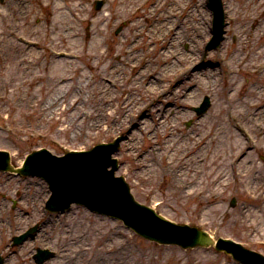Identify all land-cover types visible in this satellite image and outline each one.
<instances>
[{
	"label": "rangeland",
	"instance_id": "rangeland-1",
	"mask_svg": "<svg viewBox=\"0 0 264 264\" xmlns=\"http://www.w3.org/2000/svg\"><path fill=\"white\" fill-rule=\"evenodd\" d=\"M80 1L87 16L106 15L107 20L100 26L107 36L104 44L109 56L101 60V65L112 63L113 67L118 68L117 71H103V65L91 70L84 57L57 58L50 51L51 48L68 46L75 49L78 45L76 43L81 42L75 39L59 41L55 39L56 31L45 30L55 12V6L63 4L66 12V6L72 3L71 0H0V146L9 150L12 163H20L30 150L43 146L60 154L69 149H87L121 135L123 140L115 154L118 161L115 174L124 177L137 201L155 208L177 223L198 225L215 237L232 238L245 247L264 254V98H251V102H261L255 107L241 101L242 97L250 98L244 94L247 89L258 91L260 96L264 95V67L252 65L251 68L246 67V70L240 69L242 62L250 64L251 61L245 60L252 59L257 51L263 49L264 28L260 25L264 19L263 5L246 9L242 7L246 0H223L232 3L230 8L225 6L237 21L226 25L220 46L207 51L205 44L211 36L207 1L169 0V4L164 5L162 10L169 12L170 17L164 22L162 34L151 40L149 47L154 48L153 55L172 52L174 56L165 63L160 61L157 64L158 71L151 75L150 83L148 80L145 83V87L149 86L147 92L139 87L138 90L132 88L128 92L134 101L128 103L126 110L121 105V99L116 97L110 105L105 106L103 113L98 111L95 104L97 101H93L97 99L96 94L106 89L109 97L121 95V89H126L125 82L134 74L133 62L129 61L127 64L122 60L123 57L118 58L114 54L118 40L132 38L134 27L128 28V22L123 18L110 19V11L117 10L116 3L110 0H102L100 9L94 8V0ZM156 1L148 0L145 9L152 10ZM186 1L190 2L184 9L182 4ZM197 7L203 13L196 19L194 11ZM177 9L180 12L182 10V13L177 12ZM148 23L153 24L151 18ZM79 27L81 37H85L90 25L84 22ZM232 27L234 30L236 28L239 37H232ZM173 28L176 30L175 35L171 31ZM149 30L152 31L153 27L150 26ZM26 37L37 39L39 44H27L23 41ZM126 45L127 43L124 44ZM149 59L155 60V56L150 55ZM96 60L93 57L92 62ZM228 60L233 62L232 69L225 65ZM58 64L64 68H59ZM187 69L188 74H184ZM96 72L98 73L95 74ZM180 74V79L173 82L174 76ZM10 75L13 76L12 81L8 78ZM35 75L40 77L31 81ZM65 75L73 79L68 85L67 81L62 80L57 84L53 82V78L59 79ZM104 75H108L112 81L100 79ZM231 81L233 87H230ZM80 82L84 84L82 91L79 89ZM231 88H235L234 109H239L246 120L261 122L260 126L254 127L256 130L263 128L259 132L261 135L258 136L257 146H249L245 152L237 149L240 155L231 150L235 160L233 166L230 164L231 160L224 159L230 154L229 150L222 147V155L218 154V165L212 167L223 174L219 181H224L227 185L220 186L221 193L218 199L215 198V202L208 204L202 194L196 196L195 192L190 194V199L182 198L181 193H174L173 188L169 191L168 182L174 179L168 173L169 169L165 168L166 162L161 159L162 155L153 148L151 152L140 151L138 159H134L137 151L134 150L146 149L147 144H171L176 148L168 152L174 151L177 157L182 156L181 162L188 158L192 175L195 172L193 169L199 165L195 164V155L208 154L209 151L204 150V144L191 146L194 143L189 134L202 130V123L206 120L208 111L214 110L213 106L220 93L223 90L224 93L229 92ZM58 93L65 94V97L57 98ZM76 95L79 100L72 109L63 115L60 109L56 110L63 99L72 102ZM203 95L210 97L211 105L198 119L193 116L190 106L196 104ZM222 102L224 108V99ZM134 108L136 110L132 114ZM188 120L192 123L186 126ZM248 126L253 129L250 124ZM231 131L233 133L234 129ZM223 137L224 135H219L218 142H223ZM237 139L246 142L244 137L238 136ZM184 147L189 150L186 152ZM137 160L144 165L142 170L136 168ZM156 167L159 168V174L150 176L149 173ZM202 167L209 172L207 167ZM236 168L247 174V185L239 184L234 175ZM180 170L182 171L181 168ZM175 172L180 174L179 170ZM198 174L196 181L189 183V189L206 187L211 190L217 185L213 182L212 174ZM152 178H155L154 182H151ZM209 190L206 191L207 201ZM47 195L46 183L36 177H19L7 172H3V177L1 175L0 252L5 258L4 264H36L32 254L37 247L46 246L54 250L55 255L43 264H73V261L78 264H110L115 259L110 245L116 241L128 246L132 258H139L148 264H153L154 258H159L161 264H174L173 259L177 257H182L184 264H192V257H197V264H202L207 259L213 264L212 257L215 264H243L211 247L182 249L176 245L147 240L120 221L93 214L82 206L73 205L70 209L50 213L44 209ZM16 198L19 203L13 204L11 200ZM232 198L236 200L235 204H231ZM204 206L208 209V214H204ZM36 223L40 225L35 236L29 237L21 245L11 246L13 235ZM95 225L98 229L92 234L97 233L101 237L98 247L102 252L99 254L94 248L91 232H86ZM105 233L111 235H104ZM63 235L65 239L60 240L59 236ZM74 237L79 241L71 240Z\"/></svg>",
	"mask_w": 264,
	"mask_h": 264
},
{
	"label": "bare ground",
	"instance_id": "bare-ground-1",
	"mask_svg": "<svg viewBox=\"0 0 264 264\" xmlns=\"http://www.w3.org/2000/svg\"><path fill=\"white\" fill-rule=\"evenodd\" d=\"M114 3H116L117 6V10L115 12H111L109 13V17L111 18H124V19H130V24L127 26L128 28L132 29L133 28V36L132 38L128 37V39H123L121 42H125L127 43L126 46H124V44H120V43H115L116 45V57H123L122 60L126 61V63L128 64L129 61L133 62L134 65V74L132 73V75L130 76L129 80L125 82V86L126 89L122 88L121 92H123L121 95L119 96H113V97H109V95L107 94L106 89L102 92L100 91L98 93L97 99L93 100V101H97L95 104H97V109L100 112H105L104 108L106 105H110V103L112 102L113 98L119 97V99H121V105L123 107H125V110L127 108V105L130 101H134V98L131 97V95L129 94L130 91L133 89L138 90V87L141 88L142 90H144L145 92H147L149 90V86L145 87V83H150V79H151V75L158 71V67L157 64L161 61V62H167L168 58H172L174 56L173 53H167V54H163L161 52L156 53V55H153L152 51H154L153 48L149 47V44L151 42V40H155L157 35L162 34L163 32V28L165 27L164 22L167 21V19L170 17V13L163 11L162 7L164 5H166L169 0H157L154 5H153V9H145V4L148 0H110ZM191 1V0H190ZM189 1V2H190ZM71 4H68L66 6L67 11L65 12L63 10V4H57L55 6V12L52 14V16L50 17V22L45 26L46 27V31L48 32H53L56 31V40H63V39H75L78 41H81L76 47H74L75 49H73V46H68L67 48H60L59 50H57V52L55 54H58L57 58H63L66 59L65 57H69V55H73L72 57H79V58H83L88 60L87 62V67L91 70H96L98 69L101 65V60L105 59L106 57L109 56V52L108 49L105 48V44L107 41V36L103 30V28L100 26L102 22H104L106 19V15L103 14H99L97 16H87L86 15V10H84L82 6V2L80 0H71ZM169 4V3H168ZM184 9H186V7H188L187 2H185L184 4H182ZM263 5L262 0H259V2H254L251 0H246L243 3L244 8H252V7H261ZM142 7L141 10H139ZM140 11V14H137V12ZM196 11H194V13H196ZM198 16V14H196ZM152 19L153 24H155L153 26V24L148 25L149 23V19ZM62 19V20H61ZM86 22L88 25H90V27L86 30L85 32V37H81V30L79 25L81 23ZM129 22V21H128ZM132 24V26H131ZM158 24V25H157ZM260 25H263L264 28V22H262ZM153 27L154 30H152V32H150L149 27ZM107 31V30H106ZM89 37V38H88ZM250 39V38H249ZM249 39L247 41H249ZM129 40V41H128ZM35 43H39V41L37 39H35ZM80 44V45H79ZM89 44V45H87ZM54 45V43H52V46ZM114 45V46H115ZM36 46V45H35ZM251 48H254V45H251ZM137 53V54H136ZM151 56H155V60L149 59ZM264 55V48L257 51V53L253 56L252 59L249 58L248 60H245V62L247 61H251L250 64H243L242 62V67L246 68V67H250L252 66V63L257 62L261 56ZM86 56V57H85ZM248 56V54L246 55ZM93 57H96L97 60L95 62L93 61ZM233 58V57H232ZM233 63V62H231ZM119 64V63H118ZM189 65V64H188ZM59 68H64L63 65L58 64ZM233 67V65H232ZM103 71L107 70V71H112L115 72L118 70V68L116 66H112V63H105L103 65ZM188 68V67H187ZM201 72V71H200ZM98 72H96L95 74H97ZM183 74V73H182ZM177 75L174 76L173 78V82H176V80H179L181 75ZM184 74H188V69L187 71H184ZM183 74V75H184ZM67 76V77H66ZM37 77H40L38 75H35L33 77V79L31 81H34ZM102 77H109L108 75H104ZM102 77L100 76V79H102ZM188 77V76H186ZM11 81L13 76H9L8 77ZM8 79V80H9ZM231 79H233V77H231ZM8 80H5V82H8ZM52 80V79H51ZM53 82L54 83H59L58 81L61 82V80L67 81L66 85H68V83L70 81H72L73 79H71V77H69L68 75L65 76H61L59 79L53 78ZM134 82V83H133ZM136 82V83H135ZM9 83V82H8ZM75 83V82H74ZM114 83V82H113ZM233 82L231 81V86L233 87ZM65 84V83H64ZM65 85V86H66ZM79 89L80 91L83 90L84 84L82 82L79 83ZM43 89V88H42ZM69 89V88H68ZM67 88H66V92H67ZM225 90H223L220 95L219 98L217 99V101L215 102L213 109L214 110H210L206 120L202 123L203 128L201 130V133L199 135H197L196 138L192 139V142L194 144H191V146L194 145H203V148L205 151H209L208 154H203V155H199L196 156L195 155V160L196 163L199 165L196 167L195 172L191 175L190 174V167L188 166V158H185L187 161H183L181 162V160L183 159V157H177V155L175 154L174 151L169 152L167 155V162L165 163V168L169 169L168 173L172 175V178L174 180L169 181L168 182V188L169 191H172V188L174 189V193H181L182 198H189L190 199V194L191 191L189 192V183L191 181H196V177H199L198 172H204L205 176H209L212 174L213 175V182H215L217 185L215 187H213L211 190H209V188L206 187H202V188H198V187H194L193 190L196 193V196L202 194L205 198V202L208 204H212L213 202H215V198L218 199L219 197V188L220 185L223 183H225L224 181H219L220 178L223 176V174H221L220 171L215 170V168H213V165H218V159H219V155H222V147H227V149L229 150L230 154L228 156H225L224 159H227V161H234L233 158V154L231 153V150L234 153H238L237 149H239V152H245V149L248 148V146L250 145L249 141L246 142H240L237 138L238 136L244 137V132L247 131V133L249 132V136L251 138H254L253 134H256L254 132V130L256 131V129L254 127L258 126L257 124V120L252 119V120H246L243 118L242 114H237L236 112H240V110H234V104L236 103V99H235V88H231V90L228 93H224ZM129 92V93H128ZM136 92V91H134ZM57 96V98H63V96L65 97V94H60ZM246 95L250 96L249 99H246L244 97L241 98V101L246 103V104H254V102H251V98L253 97H259V93L256 92L254 93L253 91H250L249 89H247L245 91ZM243 94V95H244ZM77 97L75 99L72 100V102H66V99H63L60 103H58V108H56V110L60 109L61 110V114H65L67 110L72 109V107L76 104V102L79 100L78 95H76ZM247 97V96H246ZM264 98V95H263ZM139 99H142V96H139ZM222 99H224L225 104L227 105V107H232L233 105V113L234 117H227V113H231V109H226V106L223 108L222 105ZM239 99V98H238ZM84 101V100H83ZM82 101V102H83ZM89 101V100H87ZM240 101V100H239ZM64 103V104H63ZM90 103V102H89ZM143 104V103H141ZM241 104V102H240ZM259 103H257L258 105ZM139 105V104H138ZM140 106V105H139ZM48 107V106H47ZM49 108V107H48ZM77 108V107H76ZM138 108V107H137ZM45 108H43V113H44ZM136 108H134L132 110V114H134ZM128 109H127V113H128ZM83 113V111L81 113H79L80 115ZM242 116V117H241ZM247 116V115H245ZM241 121H246L248 124H251V127H253V129L251 128H247L246 130L236 121V120H240ZM233 125H235L237 127V130H234V132L232 133L231 129H233ZM170 131V128L168 129ZM224 135L223 139H225L223 142H218L217 137L219 135ZM245 138V137H244ZM173 141V140H170ZM174 143L176 141H173ZM156 146V147H155ZM171 144L168 145H161V144H147L146 149H135L134 151H136L135 153V158H137L138 154L140 153V151L144 150L145 152H151V150L154 148L156 151H158V153H160L162 155L161 159H163L166 155L163 154V152H168L171 150H174L176 147L172 146ZM184 150L187 152L189 149L187 147H184ZM238 155H240V153H238ZM161 159L159 161H161ZM164 160V159H163ZM136 168L139 170H142V168L144 167V165L140 162V161H136ZM230 164L232 165V163L230 162ZM201 166L207 167L209 172L207 170H204L203 167L201 168ZM229 166V164H228ZM233 166V165H232ZM180 168L182 169V171L180 170ZM198 168V169H197ZM175 170H179L180 174L177 175ZM242 173V174H241ZM241 173H237L238 177H239V183L240 184H244V183H248V181L246 180V175L243 172ZM150 176H157L159 174V168L156 167L153 171H151ZM227 177H225L226 180ZM155 178L151 179V182H154ZM186 188H188L189 190H186ZM208 191V200H206V191ZM212 193H214L215 197H210L212 195ZM156 194V193H155ZM217 201V200H216ZM207 204V205H208ZM205 209V206H204ZM208 209L204 210V214H208ZM97 225H95L94 227L88 229V231L86 232H91V238L94 239V248L95 250L98 252V254L101 251V248H99V244H100V240L101 237L99 234L94 233L92 234L94 231H96ZM113 234V233H112ZM94 235V238L92 237ZM104 235H111L109 233H105ZM60 240H64L65 237L63 236H59ZM71 240H73L74 242H78L79 240L77 238H72ZM91 247V246H90ZM128 246L125 247V244L123 245L121 242L116 241V243L114 242L112 245H110V251L114 254V261L111 262L110 264H148L143 262L141 259L139 258H132V256H130V252L129 249H127ZM118 250H115L117 249ZM74 251V250H72ZM78 253L75 251V255H77ZM177 257V256H176ZM197 257L193 258L192 257V264H197L196 260ZM219 260V256L217 257ZM214 258L212 257L211 260L213 262V264H215ZM174 260V264H184L182 262V257H177ZM201 262V260H200ZM211 262V261H210ZM209 260H204V262H202V264H210ZM60 264V263H57ZM73 264H78L76 262L73 261ZM107 264V263H106ZM109 264V262H108ZM153 264H161L159 258H154L153 260ZM219 264H223V263H219Z\"/></svg>",
	"mask_w": 264,
	"mask_h": 264
},
{
	"label": "water",
	"instance_id": "water-1",
	"mask_svg": "<svg viewBox=\"0 0 264 264\" xmlns=\"http://www.w3.org/2000/svg\"><path fill=\"white\" fill-rule=\"evenodd\" d=\"M198 238V242L195 244H204L208 245L209 243H213V241L207 236L202 234L201 232H197L196 230H190V241H195ZM226 243V242H223ZM218 246V243L217 245ZM236 249L233 245H230L229 243H226L225 248L229 249ZM237 252H240L237 250Z\"/></svg>",
	"mask_w": 264,
	"mask_h": 264
}]
</instances>
